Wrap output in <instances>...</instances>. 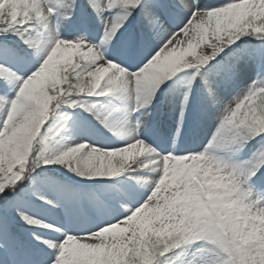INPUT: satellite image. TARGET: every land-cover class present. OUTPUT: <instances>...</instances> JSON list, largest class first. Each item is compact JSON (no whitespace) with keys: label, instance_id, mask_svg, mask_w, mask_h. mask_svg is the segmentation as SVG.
Listing matches in <instances>:
<instances>
[{"label":"snow or ice","instance_id":"1","mask_svg":"<svg viewBox=\"0 0 264 264\" xmlns=\"http://www.w3.org/2000/svg\"><path fill=\"white\" fill-rule=\"evenodd\" d=\"M0 5V264H264V0ZM78 8L83 23L93 15L101 25L99 43L59 37V23L75 19ZM117 43L118 55L133 58L135 70L108 54ZM186 70L177 135L161 151L140 138L147 122L141 118L152 115L158 91ZM194 85V126L214 115L215 129L202 148L181 154L176 145L184 110L196 99ZM84 97L118 104L99 114ZM58 109L65 121L82 109L113 142L57 149L52 137L61 129L47 122ZM47 166H63L81 180L114 182L100 193L53 181L54 200L24 189ZM122 175L133 181L130 188L120 187ZM26 195L62 208L70 223H91L89 210L110 218L83 235L57 226L64 237L58 243L34 237L54 252L45 255L30 250L18 231L17 220L37 224L20 210Z\"/></svg>","mask_w":264,"mask_h":264},{"label":"rangeland","instance_id":"2","mask_svg":"<svg viewBox=\"0 0 264 264\" xmlns=\"http://www.w3.org/2000/svg\"><path fill=\"white\" fill-rule=\"evenodd\" d=\"M221 0H202V3L208 6H212V5H216L218 3H220ZM50 24L52 26H56L57 25V19L54 20L51 19L50 20ZM58 33L60 34V38L65 39L67 41H75L76 37L71 38L69 36V33L66 29V26L64 25L63 22L59 23V27L57 29ZM100 41V40H99ZM99 43V42H98ZM111 46L108 48V54L112 57H114L113 53L110 50ZM120 58H123L125 60H130L131 58H125L123 56H120ZM132 70H135V68H133ZM168 83V82H167ZM186 85V80L181 81L177 84L176 87V91L173 93V96L170 97L167 101V108L168 110L171 111V114H169L167 116L168 120L166 122L167 127L164 130V133L166 134L165 137H163L162 139L157 137V122H156V116H157V112L159 110L158 106L156 105L155 102L159 101L164 93L163 92H159L157 93V97L154 99L152 106L150 108V111L152 113V115L150 117L147 118H141V119H146L147 122L146 124H143L139 129H138V134L140 136L141 139L145 140L146 142H148L149 144H151L153 147L157 148L158 150L161 151H167L171 149V138L175 137L177 135V124L178 121L180 119V105H179V101L183 98V93L186 91L185 88ZM164 87V86H162ZM166 87H164L165 90ZM193 93L194 96L196 97V99L193 101L191 108H186L184 110V116H185V124L184 126L181 128V133L182 136L185 132V129L187 127V124L189 123V120L191 119V117L193 116V113L195 112L197 105H199L198 103V97H199V93L196 90V88L193 87ZM113 102L115 103V106L118 104V102L116 101H110L109 99H106V102H104V108H102L101 110H99L101 113H105L107 111H110V106L113 104ZM139 114L136 113L132 116V122L135 123L136 122V117ZM56 121V122H55ZM48 128H51L52 130L55 129H61V131L59 132L58 135H54L52 137V141L54 143V146L57 149H62V148H66L67 146H74L80 142H85L86 144L92 145V146H96L99 147L101 144H97L94 143L91 140H85L79 137L74 138L70 133L71 131H79L84 133V131L87 134H92L90 130H86L84 128V125L77 121V120H63L61 117L57 120H55ZM211 121V125L209 127V131L208 134L206 136L205 142L204 144L207 143L208 139H210L211 136V131L215 129V117L214 115L212 116V118L210 119ZM104 129V128H103ZM169 134V136H168ZM107 136L108 138L105 139V141H103V143L105 144H111L113 142V137H111V135L107 132ZM181 140H178L177 142V149L181 152V154L183 153L182 150V145H181ZM203 147V146H202ZM201 147V148H202ZM54 169L59 168L60 166H48ZM128 175L131 176H136L137 173L132 172L129 173ZM128 175H122L118 180L119 182H121L123 184V187L125 189L130 188L133 185V181H130L128 179ZM140 175H144L143 173H141ZM68 177V181H72L75 180V182L82 184V183H86V184H90L93 181H86V180H81L77 177H75L74 174L68 172L67 174ZM56 180V179H55ZM105 181V180H104ZM64 183V184H63ZM61 185H69L71 186L73 189H76V187L74 188L73 185L66 183V182H61ZM52 183L48 180H39L38 182L35 183L34 187H36L39 190V195H43L48 199H55V196L52 194V192L49 190L52 187ZM141 192L144 193V195H146L147 193L145 192V190L141 189ZM140 199H143V196L140 197ZM47 208L50 209V212H43V220L51 222L55 229L57 226H59V228L64 231L67 232V229L70 230H76L77 234H71V235H83L85 233L82 234V229L80 228V224H76V223H70L65 215V212L62 208H50L47 206ZM38 209V208H37ZM40 210V209H38ZM42 212V210H40ZM68 233V232H67ZM39 232H33V231H27V236H29L30 238H39L40 237ZM64 238V237H63ZM41 240H46L48 241L46 238H41ZM43 245V243H41Z\"/></svg>","mask_w":264,"mask_h":264}]
</instances>
